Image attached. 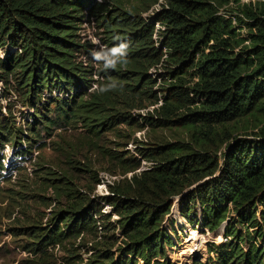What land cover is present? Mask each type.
Wrapping results in <instances>:
<instances>
[{
  "label": "trees",
  "instance_id": "obj_1",
  "mask_svg": "<svg viewBox=\"0 0 264 264\" xmlns=\"http://www.w3.org/2000/svg\"><path fill=\"white\" fill-rule=\"evenodd\" d=\"M128 1L152 5L159 0H0V49L4 51L0 79L12 75L18 90L32 103L42 102L44 89L51 98L53 91L62 93L53 101L56 117L65 125L76 119L97 137L103 127L135 124L133 109L158 104L154 88L158 80L153 73L157 75L159 70L165 81L160 89L165 103L151 111L153 121L155 115L157 119L168 117L173 107L184 108L189 111L184 114V125L203 134L263 105L264 12L262 17L248 13L258 34L252 47L236 51L245 39L239 37L231 16L220 11L228 0H165L160 9L146 16L149 7L139 9ZM89 16L103 29L101 38L108 59L116 61L114 67L105 68V60L99 69L92 64L94 45L81 35ZM121 43L127 45L125 57L112 54ZM9 117L0 108V147L6 136L13 134ZM57 125L58 121L50 118L43 127ZM154 152L166 153L167 158L133 175L132 183L140 190L127 193L119 187L112 197L124 236L118 253L112 249L115 226L106 223L90 197L74 193L64 181L57 186L51 182V187L70 197L67 208L54 209L45 227L36 219L26 226L35 252L53 251L73 237L83 240V230L94 232L99 227L107 231V244L87 249V253L97 252L95 258L89 255V263L78 255L76 241H69L68 254L76 264H138L137 257L143 264L153 259L154 264H176L168 254L180 242L179 233L176 222L166 221L175 195H182L181 221L191 229L215 231L227 218L231 204L238 222L251 224L264 237V139L230 143L222 159L208 151L183 153L175 145ZM6 159L0 153V176L8 171ZM139 166L133 161L126 171ZM228 230L222 242H208L209 253H216L214 258H197L193 263L264 264V248L252 243L244 250L237 239H252L235 226L229 225Z\"/></svg>",
  "mask_w": 264,
  "mask_h": 264
},
{
  "label": "rangeland",
  "instance_id": "obj_2",
  "mask_svg": "<svg viewBox=\"0 0 264 264\" xmlns=\"http://www.w3.org/2000/svg\"><path fill=\"white\" fill-rule=\"evenodd\" d=\"M128 2H131L129 6L139 9L149 7L144 13L146 16L160 9L165 0H159L152 5L148 3L137 5L136 1ZM220 11L223 15L227 13L229 17L231 16L240 31L239 37L245 39L236 51L240 48L252 47L258 30L252 26L248 13L253 12L262 17L264 0H228ZM88 19L82 25L81 35L84 41L87 40L94 45L92 64L100 68L103 59H96V55L108 54L101 38L103 29L99 27L95 17L89 16ZM156 27H160V24L156 23ZM3 54L4 51L0 49V58ZM153 75L158 80L154 87L159 98L158 104L133 109L135 124L103 127L98 137L84 130L76 119L65 125L56 117L53 101L57 95L61 97L62 93L53 91L51 98L44 89L42 102L32 103L30 98H26L18 90L12 75L5 80L0 79V108L3 114L10 116L9 129L13 133L10 137L6 136L10 140L5 138L6 141L0 147L1 155L4 154L7 158L4 163L8 167V171L2 172L0 176V264H35L34 260H40L41 264H76L71 260L70 252L68 254L67 245L70 244V240L76 241L80 247L77 251L78 255L84 263H89V255L95 258L97 252L87 253V249L101 242L102 247L107 244V242L104 244L107 231L98 227L94 232L90 231L91 229L83 230V240L73 237L53 251L47 249L43 253L35 252L33 239L30 237V232L26 231V226L36 219V222L38 220L39 224L45 227L50 223L54 209L67 208L70 203V197L60 195L55 191V187H51V182H54L53 186H57L64 181L74 193L80 191L81 194L90 197L93 205H98L96 210L104 214L106 223L115 226L116 242L112 249L118 253L124 236L119 225L121 216L111 202L112 197L115 189L119 187L125 188L127 193H133L137 188L134 187L136 184L132 183L133 175H140L142 171L155 167L161 159L167 158L166 153L155 154L154 151L163 152L168 146L175 145L179 146L183 153L208 151L212 156L222 159L230 143L241 139H264V98L263 105L259 106V109L246 116L225 121L203 134L195 132L193 127L184 125L185 115L189 113L184 108L173 107L168 117L163 115L157 119L154 114L153 121L151 111L155 106L165 103L162 98L163 90H160L165 81L159 77L160 70L157 75L155 73ZM94 78L97 79L96 76ZM95 87L96 84H93V88ZM72 94L73 91L70 95ZM67 95L69 93H65V96ZM50 118L58 121L56 128L43 127ZM20 152H23V156ZM133 161L135 164H140L139 168L135 171H126ZM207 179L208 177L185 188L183 193L193 190ZM136 190H140L139 186ZM181 198L182 195L172 197L174 205L171 213L166 216V221L176 222L174 226L180 238L178 245L170 249L168 254L174 263L194 264L197 258L201 261H206L209 257L214 258L216 253H209L208 242L212 240L215 243L222 242L224 233L229 231V225L235 226L239 233L247 235L249 240L252 239L251 242L237 239L239 246L244 250H247L252 243L256 247L264 248V237H260L251 224L238 222V216L229 204L227 218L215 231L206 227L201 231L197 229L203 242L201 247L197 246V250L182 253L181 248L187 244L192 231L189 224L181 221L179 205ZM94 217L97 218L96 215ZM217 235H221L223 240L218 241ZM102 247H98V250L101 251ZM158 259L163 260L161 257ZM136 262L143 264V259L137 257ZM154 262L153 259L150 264Z\"/></svg>",
  "mask_w": 264,
  "mask_h": 264
},
{
  "label": "bare ground",
  "instance_id": "obj_3",
  "mask_svg": "<svg viewBox=\"0 0 264 264\" xmlns=\"http://www.w3.org/2000/svg\"><path fill=\"white\" fill-rule=\"evenodd\" d=\"M191 231L192 233L188 238L187 244L181 248L182 253L192 252L194 249H196L197 246L201 247V245L203 244L202 239H200L199 237L200 232L197 229H191ZM216 237L218 238V241L223 240V237L221 235H217Z\"/></svg>",
  "mask_w": 264,
  "mask_h": 264
},
{
  "label": "clouds",
  "instance_id": "obj_4",
  "mask_svg": "<svg viewBox=\"0 0 264 264\" xmlns=\"http://www.w3.org/2000/svg\"><path fill=\"white\" fill-rule=\"evenodd\" d=\"M112 54L113 55H117L118 54L120 57H125L127 55V45L124 44V43H121L118 48H115V49L112 50ZM95 58L96 59L105 60L106 61L105 65H104L105 68L114 67L115 63H116L115 60L108 59V57L106 55L105 56H100V55L97 54Z\"/></svg>",
  "mask_w": 264,
  "mask_h": 264
},
{
  "label": "built area",
  "instance_id": "obj_5",
  "mask_svg": "<svg viewBox=\"0 0 264 264\" xmlns=\"http://www.w3.org/2000/svg\"><path fill=\"white\" fill-rule=\"evenodd\" d=\"M100 1V0H99Z\"/></svg>",
  "mask_w": 264,
  "mask_h": 264
}]
</instances>
